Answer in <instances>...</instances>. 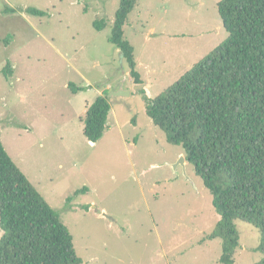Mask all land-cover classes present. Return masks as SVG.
<instances>
[{"label":"rangeland","instance_id":"obj_1","mask_svg":"<svg viewBox=\"0 0 264 264\" xmlns=\"http://www.w3.org/2000/svg\"><path fill=\"white\" fill-rule=\"evenodd\" d=\"M220 1H138L124 33L140 86L109 41L121 0H0V138L60 213L82 264H220L223 240L210 237L221 217L212 193L193 163L175 167L184 148L147 113L148 98L227 39ZM71 83L84 88L75 93ZM104 91L111 110L92 143L85 109ZM235 223L234 264L260 261V230Z\"/></svg>","mask_w":264,"mask_h":264},{"label":"trees","instance_id":"obj_2","mask_svg":"<svg viewBox=\"0 0 264 264\" xmlns=\"http://www.w3.org/2000/svg\"><path fill=\"white\" fill-rule=\"evenodd\" d=\"M139 0H121L109 41L123 51L135 84L143 83L124 25ZM227 39L166 91L148 98L147 113L185 150L211 191L220 221L211 238L223 240L220 264H234L241 245L236 220L262 234L264 264V0H221ZM26 10L45 14L35 7ZM98 30L106 26L96 19ZM7 63L2 72L12 75ZM73 92L84 87L69 84ZM104 91L85 112L84 134L98 141L111 105ZM88 191L84 186L74 194ZM72 196H68L70 202ZM86 207V206H85ZM88 208V207H87ZM0 264H82L73 235L0 138Z\"/></svg>","mask_w":264,"mask_h":264},{"label":"water","instance_id":"obj_3","mask_svg":"<svg viewBox=\"0 0 264 264\" xmlns=\"http://www.w3.org/2000/svg\"><path fill=\"white\" fill-rule=\"evenodd\" d=\"M121 55L123 56V51H121ZM140 86H143V85L141 84ZM91 142L94 143V141H91ZM178 165H182L185 168V166H186V158H185V155L184 154H182L180 156V159L175 164V167H177Z\"/></svg>","mask_w":264,"mask_h":264},{"label":"crops","instance_id":"obj_4","mask_svg":"<svg viewBox=\"0 0 264 264\" xmlns=\"http://www.w3.org/2000/svg\"><path fill=\"white\" fill-rule=\"evenodd\" d=\"M86 110V109H85Z\"/></svg>","mask_w":264,"mask_h":264}]
</instances>
